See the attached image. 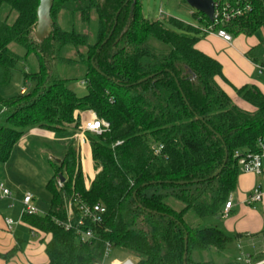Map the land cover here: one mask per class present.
I'll return each instance as SVG.
<instances>
[{"label":"trees","instance_id":"obj_1","mask_svg":"<svg viewBox=\"0 0 264 264\" xmlns=\"http://www.w3.org/2000/svg\"><path fill=\"white\" fill-rule=\"evenodd\" d=\"M243 1L250 10L223 28L231 36L264 32V0ZM38 4L0 0V89L20 60L33 54L37 63L35 71H22L33 83L24 93L5 97L0 92V163L32 128L69 138L59 161L48 158L53 169L46 182L48 211L21 215L30 230L50 235L47 264H91L102 257L107 242L135 264H237L231 246L241 234L186 219L190 212L220 217L240 173L235 152L264 146L262 92L255 86L236 88L254 110L240 108L217 83L225 79L221 64L196 48L201 27L211 19L196 10L191 13L198 26L173 17L148 19L142 0H54L50 30L38 38ZM62 13L95 20L93 39L62 28ZM11 43L24 52L11 51ZM67 46L84 48L78 51L85 69L82 96L58 74L60 63L75 61L62 56ZM246 56L264 67V40ZM76 111H91L107 124L100 134H85L97 170L88 188L72 140L80 125ZM76 198L105 209L91 244L78 243L74 231L60 224L67 219L66 204ZM25 244L16 238L0 257L11 259ZM209 250L228 257L197 259V252Z\"/></svg>","mask_w":264,"mask_h":264},{"label":"crops","instance_id":"obj_2","mask_svg":"<svg viewBox=\"0 0 264 264\" xmlns=\"http://www.w3.org/2000/svg\"><path fill=\"white\" fill-rule=\"evenodd\" d=\"M206 36L199 37L198 42L196 43V48L199 49L204 54L216 59L222 66V73L225 79L217 78V83L219 86L227 93L231 100L240 108L253 111L254 108L245 102L235 91L236 88L242 86H255L257 87L262 94L264 95V73H261L259 68L257 69L258 64L252 62L247 56L246 53L252 47L259 44L256 40L252 39L251 36H246L239 34L231 38L230 41H225L216 34H203ZM202 38V39H201ZM257 65V66H256ZM93 112L79 111L75 112V116H78L80 120L88 119L91 117ZM49 141L50 143L60 144L64 141H68L69 138H58L51 131H47L40 128H32L29 130L28 134L20 138L18 142L12 149L10 157L14 161V165H19L20 161H17V157L21 154V160L24 161L26 156L30 157L28 154V147L31 140H41ZM72 140L75 144V147L78 151L79 163L83 175V182L86 188L89 187L91 181L93 180L97 170L93 167V162L91 158V150L88 140L84 139L82 136H73ZM39 151H35L42 156L46 152L52 158V148L47 147V145L39 147ZM54 153L60 155L61 151L58 148H55ZM56 161L60 160L59 156ZM9 157V158H10ZM54 159V158H53ZM9 160V159H8ZM8 162V161H7ZM6 162V163H7ZM86 163V167L84 165ZM8 184L14 186L12 180L7 179ZM256 186H259L261 190L264 191V168L262 169L261 174H255L252 172H240L237 177L236 188L229 196L228 200L231 201V207L225 212L224 206L222 210V220L221 228L231 234H241V237L234 240V256L237 255V250H242L246 254L251 255L253 258H259L262 255L263 248V235H264V195L261 201L254 204H247L246 200L252 189ZM5 187L10 189L9 185L5 184ZM10 197H2L0 190V199L7 200L6 210L10 211L14 208L16 202H20V196L12 193L10 189ZM24 192L22 191V195ZM33 201L35 200L34 195ZM7 215L0 217V227L6 229L8 232H12L13 229L9 230L5 223L4 219ZM8 218V217H7ZM219 218V217H218ZM29 229L30 233L33 231L32 237L38 234L47 237V234L37 231L30 230V227L24 223ZM13 228V227H12ZM16 235L10 234L8 239H5L2 242L3 245H0V254H4L16 243ZM46 239V238H45ZM48 239V238H47ZM46 239V241H47ZM25 247L23 250L17 252L11 259L5 260L0 257V264H47L48 258L45 254V244L40 246L42 250H26L31 247V242L25 241ZM239 246V247H238ZM251 250V251H250ZM253 250V251H252ZM232 253V251H231Z\"/></svg>","mask_w":264,"mask_h":264},{"label":"rangeland","instance_id":"obj_3","mask_svg":"<svg viewBox=\"0 0 264 264\" xmlns=\"http://www.w3.org/2000/svg\"><path fill=\"white\" fill-rule=\"evenodd\" d=\"M143 13L144 16L148 19H163L167 17H173L177 20L183 21L184 23L198 26V22L193 17L191 11L194 10L186 0H142ZM58 23L60 26L66 30H75L78 32L87 33L90 36V39H93L96 23L94 21L85 22L81 19L78 13H62L58 17ZM202 29V27H201ZM199 37L206 36L201 32ZM201 38V39H202ZM231 38H235L231 36ZM252 39L257 42H263L264 40V32L262 30H258L255 34L252 35ZM11 51L14 53L22 54L24 49L14 43L9 45ZM84 51L83 47H79L78 49L73 46L65 47L62 52V56L64 58L75 60L73 62H63L58 65V74L61 78H68L70 81L67 83V86L72 89L78 96H82L86 93V87L83 84L84 80V66L79 61L80 55L79 53ZM257 66V65H256ZM37 69V63L33 54L28 55L26 60H20L17 64V69L12 73L11 80L7 86H4L0 89V92L5 97H10L17 95L23 87H30L33 85L31 81H25L22 75V71L33 72ZM258 69V66H257ZM82 113V112H81ZM81 129L79 127V134ZM86 133H83L82 137L86 138ZM87 140V138H86ZM69 144V141H64L60 144L50 143L49 141H37L31 140L30 145L28 147V154L30 157L25 158L26 161L21 160V154L17 157V161H20L19 165H14V161L10 157L7 163H0V183L4 185H9L13 194L15 192L20 196V202H16L14 208L12 210H6L7 200L0 199V217L3 215H7L8 218H11L15 224L12 226V234L17 237L23 239L24 241L31 242V247L26 250H38L40 246H43L50 238V235L47 237H43V235L38 234L35 236H31L29 229L26 227L23 221H21V215L23 212L22 205V191H28L32 195H34L35 200L33 201V205L37 208L40 214H45L48 211L49 203H50V194L46 189V182L52 176L53 169L48 160L50 155L43 154L40 155V159H38L39 154L35 151H39L38 146L42 147L47 145V147L52 148V160L57 159V153H54V149L58 148L61 153L59 156H62L64 149ZM54 158V159H53ZM61 158V157H60ZM7 179L12 180L14 186L8 184ZM186 219L189 223L193 225L199 226H211L216 228H221V220L222 217H206V218H198L192 212L188 213ZM6 229L0 227V241H4L8 239L10 234ZM0 245H3L1 242ZM234 243H232V260H236L234 256ZM25 250V249H24ZM39 250H42L41 248ZM237 250V255H238ZM251 251V250H250ZM253 251V250H252ZM201 253V255L199 254ZM197 252V259L208 260L213 259L217 262L225 261L228 255H219L215 253V250H209L205 252ZM201 256V258L198 257ZM236 255V256H237ZM127 254L122 251L113 249L110 252V256L107 259V263H111L114 260H123Z\"/></svg>","mask_w":264,"mask_h":264},{"label":"built area","instance_id":"obj_4","mask_svg":"<svg viewBox=\"0 0 264 264\" xmlns=\"http://www.w3.org/2000/svg\"><path fill=\"white\" fill-rule=\"evenodd\" d=\"M213 13L211 23L208 27L202 28L205 34H216L225 41L231 40V35L223 28V26L236 18L242 16L250 10L251 6L248 2L243 0H212ZM261 73H264V67L258 66ZM25 87L20 90V93L25 92ZM81 132L75 136H82L83 133L89 132L91 134H100L103 127L107 124L99 119L94 113L88 119L80 120L79 125ZM161 148V147H160ZM159 148V149H160ZM234 156L237 158V164L240 172H252L261 174L264 168V146L260 142L259 150L257 152H235ZM61 186V181L58 182ZM0 190L2 197H10V189L0 183ZM264 191L259 186L252 189L247 197L246 203L251 205L262 200ZM23 212L26 214H40L37 208L33 205V196L29 192H24L22 195ZM231 207V201L227 200L224 205L226 212ZM105 212L101 204H88L76 198L66 204V221L60 222L65 230H72L76 235L77 242L80 244H91L98 239L96 226L101 222V217ZM4 223L6 227L11 230L15 222L11 218H5ZM33 234V231H32ZM239 247V246H238ZM112 251L110 243L105 244L102 257L99 260L93 261L91 264H135L131 256H126L123 260H114L107 263V259ZM237 264H264V244L262 248V255L259 258H253L242 250L238 251L236 257Z\"/></svg>","mask_w":264,"mask_h":264},{"label":"water","instance_id":"obj_5","mask_svg":"<svg viewBox=\"0 0 264 264\" xmlns=\"http://www.w3.org/2000/svg\"><path fill=\"white\" fill-rule=\"evenodd\" d=\"M53 1L54 0H39V4L37 7V22H36L35 31H34L35 36L38 38L44 37L45 35L48 34V32L50 30V27L52 24L50 11H51V8L53 5ZM186 2L194 10L202 12L209 19L212 18V13H213V2H212V0H186ZM132 9H133V3H132L131 8H130V13L132 12ZM105 42H106V40H104L102 43H105ZM143 80H145V78L142 79L141 81H143ZM185 102H186V100H185ZM217 136L220 138L219 135H217ZM60 180L63 181L64 177L60 176ZM180 183H182V182H180ZM185 259H186V254L184 253L183 260H185Z\"/></svg>","mask_w":264,"mask_h":264},{"label":"bare ground","instance_id":"obj_6","mask_svg":"<svg viewBox=\"0 0 264 264\" xmlns=\"http://www.w3.org/2000/svg\"><path fill=\"white\" fill-rule=\"evenodd\" d=\"M84 165H85V167H86V163L84 162Z\"/></svg>","mask_w":264,"mask_h":264}]
</instances>
